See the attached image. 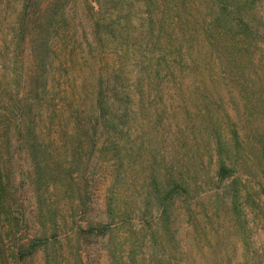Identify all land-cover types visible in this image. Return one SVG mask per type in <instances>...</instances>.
I'll return each mask as SVG.
<instances>
[{
  "label": "trees",
  "instance_id": "trees-1",
  "mask_svg": "<svg viewBox=\"0 0 264 264\" xmlns=\"http://www.w3.org/2000/svg\"><path fill=\"white\" fill-rule=\"evenodd\" d=\"M194 1L207 10L200 21ZM71 2L8 0L0 11V219L4 230L2 234L0 229V238L14 236L11 255L0 251L1 262L26 263L53 245L63 214L50 226L32 227L47 215V206H53L55 191L63 194L66 188L73 193L77 209L86 206L87 165L92 159L107 158L115 160L117 167L128 163L126 169H117V175L121 170L137 171L143 188L126 202L122 201L125 187L113 184L104 194L101 212L87 221L86 230L76 229L77 237L106 240L135 221L141 224L148 249L145 263L173 264L171 255L186 251L175 229L179 212L193 210L206 196L214 210L229 213V222L241 224L245 216L240 185L243 175L256 176L258 166L242 163L246 150L236 128L232 136L227 135L224 115H201L191 138L188 128L175 120L168 125L152 115L149 120L151 98L163 101L172 85L182 89L196 54L206 55L196 50L191 34L195 24L201 22L217 46L232 37L264 44L262 2L95 0V41L88 43L87 51L75 47L82 46L76 41L75 26L72 33L58 28L62 16L63 28L67 27L69 16L63 12ZM174 35L183 37L175 43ZM151 124L153 128H148ZM150 130L158 133L159 140ZM190 139L196 143L191 149ZM145 142L158 148L150 149ZM138 160L146 163L142 170ZM29 230L37 233L30 235ZM51 230H55L52 236ZM132 238H128L131 248L135 246ZM124 241L116 235L105 247L109 264H129L124 259L128 248ZM241 243L247 251L245 264H252L255 256L249 258L245 236Z\"/></svg>",
  "mask_w": 264,
  "mask_h": 264
},
{
  "label": "rangeland",
  "instance_id": "rangeland-1",
  "mask_svg": "<svg viewBox=\"0 0 264 264\" xmlns=\"http://www.w3.org/2000/svg\"><path fill=\"white\" fill-rule=\"evenodd\" d=\"M7 1L0 0V11L5 9ZM94 1L72 0L63 12L69 16V20L65 23L67 27L63 28V16L59 19L58 28L63 32L72 33L75 26L76 41L82 45L75 44L79 51H87L88 43L95 41L93 17L97 9L93 10L92 7L97 8V5ZM156 1L165 4V0ZM261 2L259 11L264 13V0ZM194 5L196 19L200 21L207 10L200 6L198 1H194ZM174 16L175 11H171L170 17ZM193 27L194 31L188 30V33L191 32L195 38L196 50L206 52V55L196 54L194 68L188 70L182 89L180 87L175 89L172 85L167 98L163 101L160 97H157L155 102L151 98L152 105L149 107L148 119L152 120L150 115L156 119L162 118L166 125L174 124L175 120L180 127L188 128L190 131L188 134L192 138L196 133L194 125L199 122L201 115L207 112L224 115L227 135L232 136L236 128L242 140L241 144L246 150L243 153L244 157L241 158L242 163L250 164L253 168V165L257 164L258 170L256 176L243 175L245 181L241 183L240 188L244 210L242 216L245 217L241 224L229 222L227 218L229 213L214 210V205L208 198L206 199V196L202 202L193 207V210L189 211L185 208L186 211L179 212L175 229L178 231V240L186 251L184 255L173 253L171 259L173 264H245L247 251L242 248L241 243L242 237L245 236L249 242V258L255 256L252 264H264V191L261 184L264 181V44L232 37L230 40L224 38V42L217 46L208 38V33H205L201 22ZM129 30L131 32L130 28ZM168 32L173 34L174 29ZM181 37L174 35V42H178ZM206 39L209 41H205ZM156 127L159 128L158 125ZM148 128H153V125H149ZM173 128H177L176 124ZM150 134L155 141L159 140L158 133L150 130ZM166 144L170 146L169 143ZM187 145L190 149L195 147V140H188ZM145 146L150 149L158 148V145L148 142H145ZM147 149L143 148V150ZM12 154L14 155V149ZM116 163L115 160L107 161V158L99 161L92 159L88 163L89 171L85 181H88L90 186L88 194L83 192L86 206L82 209L76 208L71 191L66 188H63V194L59 190L55 191V195L52 196L53 206L51 203L47 206V215L40 218L38 225L32 229L42 228L45 224L50 226L53 219L63 214V223L57 232L58 240L52 241L53 245L42 249L32 259L22 264H109L105 247L113 243L116 235L123 241L125 239L127 246L128 238L134 237L132 240L135 246L132 248L128 246L124 258L129 264H150L143 260L148 249L145 248L144 233L140 232L141 224L135 221L128 228L120 227L106 240L93 238L82 240L76 235V229L81 227L86 230L87 221L96 219L95 216L103 207L104 194L113 184L125 187L122 201L128 202L132 195L141 192L143 179L138 172L125 173L121 170L118 176L117 169H126L128 163L118 167L115 166ZM145 166L146 163L142 164L138 160L139 170ZM73 175L79 182L82 181L76 172ZM114 178L120 183L115 182ZM65 220L68 221L67 225ZM0 229L3 234L1 219ZM34 233L33 230H29L30 235ZM54 233L55 230H51L49 235L52 236ZM13 237L12 235L5 239L0 238V251L5 250L8 256L11 255L14 247ZM1 258L0 255V264H3ZM9 264L19 263L13 259Z\"/></svg>",
  "mask_w": 264,
  "mask_h": 264
}]
</instances>
